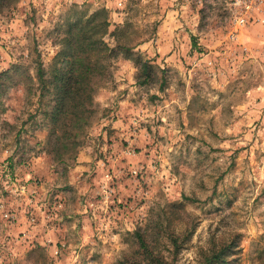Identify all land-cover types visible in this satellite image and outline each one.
Masks as SVG:
<instances>
[{"label":"rangeland","instance_id":"rangeland-1","mask_svg":"<svg viewBox=\"0 0 264 264\" xmlns=\"http://www.w3.org/2000/svg\"><path fill=\"white\" fill-rule=\"evenodd\" d=\"M234 1L3 9L0 264H207L226 247L220 264H264V23L238 24ZM100 9L104 43L131 50L105 62L82 145L61 163L44 150L36 68L49 71L67 22Z\"/></svg>","mask_w":264,"mask_h":264},{"label":"trees","instance_id":"trees-1","mask_svg":"<svg viewBox=\"0 0 264 264\" xmlns=\"http://www.w3.org/2000/svg\"><path fill=\"white\" fill-rule=\"evenodd\" d=\"M12 1L0 0V13ZM108 26L105 9L88 17L81 14L75 21L67 22L61 47L49 71L46 72L41 64L36 68L37 110L45 120L47 131L44 150L54 161L65 163L75 159L85 131L90 126L93 96L107 70L105 62L109 60L110 68L120 50L125 54L131 50L120 46L110 47L104 43L102 39ZM142 68L146 71L149 66L144 63ZM20 69L21 66L15 65L2 75L10 80ZM5 86V82H0V96L5 93ZM138 242L145 247L139 237ZM228 250V247L221 249L213 256L212 262L214 260L220 264ZM148 257L149 260L153 259L150 254ZM206 262L212 263L210 259Z\"/></svg>","mask_w":264,"mask_h":264},{"label":"built area","instance_id":"built-area-1","mask_svg":"<svg viewBox=\"0 0 264 264\" xmlns=\"http://www.w3.org/2000/svg\"><path fill=\"white\" fill-rule=\"evenodd\" d=\"M232 5L239 11L236 18L238 24L245 25L252 20L255 23H264V0H235Z\"/></svg>","mask_w":264,"mask_h":264},{"label":"crops","instance_id":"crops-1","mask_svg":"<svg viewBox=\"0 0 264 264\" xmlns=\"http://www.w3.org/2000/svg\"><path fill=\"white\" fill-rule=\"evenodd\" d=\"M260 30H262V28H260Z\"/></svg>","mask_w":264,"mask_h":264}]
</instances>
